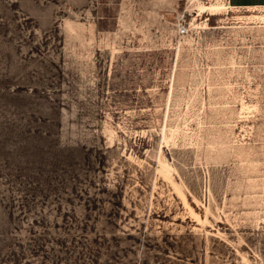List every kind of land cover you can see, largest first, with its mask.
I'll list each match as a JSON object with an SVG mask.
<instances>
[{
  "label": "rangeland",
  "instance_id": "rangeland-1",
  "mask_svg": "<svg viewBox=\"0 0 264 264\" xmlns=\"http://www.w3.org/2000/svg\"><path fill=\"white\" fill-rule=\"evenodd\" d=\"M194 2L0 0V264H264V85L215 51L251 11L176 54Z\"/></svg>",
  "mask_w": 264,
  "mask_h": 264
},
{
  "label": "built area",
  "instance_id": "built-area-1",
  "mask_svg": "<svg viewBox=\"0 0 264 264\" xmlns=\"http://www.w3.org/2000/svg\"><path fill=\"white\" fill-rule=\"evenodd\" d=\"M204 4L219 3L226 9H230L231 5L229 0H197ZM245 8V7H241ZM197 12L184 9L180 14L175 17L168 33V43L175 49V51H200L197 48L201 44L203 38L201 33V23L197 22ZM213 16V15H211ZM208 20V18H205ZM204 19V21H205ZM245 24L237 22L227 17L215 19V51H225L226 53H235L242 55V74L238 77V85L241 86H256L264 85V30L263 23H248L252 29H247L243 32H236L239 30L238 26ZM259 27V28H258ZM188 41L191 42L192 48L181 49L182 46L188 47ZM207 50V49H206ZM211 51L212 49H208ZM234 53V54H235ZM248 73V79H244V73ZM234 79V77H231ZM225 81L228 79H224ZM220 82H222L220 80ZM217 83V82H216ZM206 85V81L203 85Z\"/></svg>",
  "mask_w": 264,
  "mask_h": 264
},
{
  "label": "bare ground",
  "instance_id": "bare-ground-1",
  "mask_svg": "<svg viewBox=\"0 0 264 264\" xmlns=\"http://www.w3.org/2000/svg\"><path fill=\"white\" fill-rule=\"evenodd\" d=\"M195 1H196V2H194L195 4L191 5V8L194 9L197 12V15H202L206 11L209 12V13L210 12H214V11H219L222 8V6H223V5L219 4V3L204 4V3H201V2H199L197 0H195ZM191 8H190V10H191ZM248 10L251 11V14L250 15H246V16H241V17L239 16L238 18H239L240 21H243V23H246V24H248V23H263V25H264V12H263L264 11V7H252V8H249ZM256 11H258V12H256ZM259 11H262V12H259ZM243 28L244 29H240V31H245L247 29H252V27L248 26V25L243 27ZM263 28H264V26H263ZM262 31L264 32V30H262ZM182 47H181V49H182ZM178 53H180V52L177 51L176 54H178ZM178 57H177V59H178ZM221 70L222 69L219 68V67L215 68V71H214L215 73L213 72L214 73L213 75H215V79L212 77V80H211V79H208L205 76L208 88L212 84L219 85L218 83H216L219 79H222V80H224L226 78L228 80L231 79L232 74L234 73V70L228 69L226 72H223V70L222 71ZM207 74H209V76H212V73H207ZM174 76H173L172 81H174ZM231 84H232L231 82H227V84H225L228 87V89H227L228 91H230L229 87H231ZM171 90H172V87H171ZM217 91L221 92V89H218ZM174 134L177 135V134H179V132L176 131ZM184 134H186V133H184ZM163 138H165V131L164 130H163ZM190 138H191V136H190ZM237 154L239 156L243 155V153L240 152V151H238ZM158 165L161 167V169L166 171V174L162 170L160 171V173L169 182V184L172 186V188L174 189L176 194L180 197V199L182 200L184 206H186V208L188 209L189 213L199 223L204 222L201 219V217L198 215V213H196V211L188 204L186 196L184 195L183 191L180 188V186H182V185L179 186L176 183V181H174L172 179L171 174L168 172L169 163L162 155L158 158ZM205 211L208 212V208L207 207H205Z\"/></svg>",
  "mask_w": 264,
  "mask_h": 264
},
{
  "label": "crops",
  "instance_id": "crops-1",
  "mask_svg": "<svg viewBox=\"0 0 264 264\" xmlns=\"http://www.w3.org/2000/svg\"><path fill=\"white\" fill-rule=\"evenodd\" d=\"M231 8L247 9L252 7H264V0H229ZM245 7V8H241Z\"/></svg>",
  "mask_w": 264,
  "mask_h": 264
}]
</instances>
